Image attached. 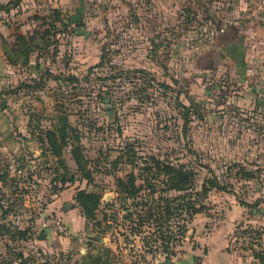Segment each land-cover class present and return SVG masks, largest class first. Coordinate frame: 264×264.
<instances>
[{
	"label": "rangeland",
	"instance_id": "rangeland-1",
	"mask_svg": "<svg viewBox=\"0 0 264 264\" xmlns=\"http://www.w3.org/2000/svg\"><path fill=\"white\" fill-rule=\"evenodd\" d=\"M89 1L84 26L69 24L72 12L52 9L45 16L59 14L51 37L33 40L47 29L34 15L28 34L11 41L26 36L29 62L52 74L25 70L3 81L0 74V261L176 263L233 219L229 247L261 264L252 253L264 250V114L254 103H232L231 76L198 61L224 27L221 3ZM151 156L193 172L192 182L165 191L162 176L152 179L154 170L145 169L154 168ZM212 177L225 189L203 194ZM116 179L149 180L154 192L143 188L122 204ZM81 191L99 205L88 227L71 236L65 215L81 213Z\"/></svg>",
	"mask_w": 264,
	"mask_h": 264
},
{
	"label": "crops",
	"instance_id": "crops-1",
	"mask_svg": "<svg viewBox=\"0 0 264 264\" xmlns=\"http://www.w3.org/2000/svg\"><path fill=\"white\" fill-rule=\"evenodd\" d=\"M0 0V74L6 80L11 74L21 71L33 75L37 72L30 61V68L11 65L6 61L3 41L11 44L16 32L27 35L31 29L30 17L45 16L52 9L72 12L70 25L84 26L81 18L92 8L89 0ZM44 2V4H43ZM225 15L224 27L217 30L206 50L199 56V67L209 69L216 75L231 76L235 94L232 103L237 105L256 104L264 114V23L255 15L249 14V0H219ZM14 3V4H13ZM34 25V24H33ZM34 26H37L34 25ZM32 34V33H29ZM230 70H226V67ZM3 71V72H2ZM2 72V73H1ZM52 73V70L49 69ZM224 72V73H223ZM4 73V74H3ZM224 74V75H225ZM1 81V83H2ZM0 83V84H1ZM65 225L69 235L79 236L86 227L85 218L74 208L65 215ZM233 219L225 225L212 227L205 233L195 247L190 248L177 264H252L248 257H242L229 247L228 230ZM174 263V262H173Z\"/></svg>",
	"mask_w": 264,
	"mask_h": 264
},
{
	"label": "trees",
	"instance_id": "trees-1",
	"mask_svg": "<svg viewBox=\"0 0 264 264\" xmlns=\"http://www.w3.org/2000/svg\"><path fill=\"white\" fill-rule=\"evenodd\" d=\"M14 4V3H13ZM54 20H52V14L49 16H34V20L41 21V26L44 27L46 26V30H38L32 34L33 40L35 37H39L40 39H44L45 37H51L52 35V25L53 22L58 19V12L57 10L54 11ZM68 21H72L71 17H68ZM78 27V26H77ZM74 33L75 35H84V32H81L78 28H74ZM31 40L30 38H28ZM3 50L6 56V61L8 64L11 65H25V67L30 68V62H29V56H30V48H31V43L28 42L26 36L18 35L17 40L11 44L4 42L3 41ZM33 47V46H32ZM36 68L37 72L41 74V76L45 74H52L49 73L47 68H43L42 62L37 61L36 64L34 65ZM40 76V77H41ZM71 76L69 75V78ZM70 80H75L76 78L71 77ZM66 118H62V120H65ZM54 136L52 132V137ZM73 153L76 155L77 151H73ZM153 161L154 168L151 167H146L145 169L147 170H154V172L151 173L152 179H157L160 176H162L161 184L165 187V191H174V192H179L183 191L186 189V187L192 182V176L193 172L187 171L183 168V166H174L168 163H165L164 161H160L156 159L155 157L151 156L150 158ZM249 172H245L244 176L248 177L251 176ZM118 179V178H117ZM117 188H118V195H119V200L123 201L127 199L128 197H133L137 194L140 193L141 189H151L149 194H146V196H151L152 193L154 192V187L155 185L151 184L149 180H145V184L142 185H136V186H130L127 182L117 180ZM132 187V189H130ZM215 188L217 190H224L225 186L221 185L219 181L217 180L216 177L212 178H207L204 180V183L202 185V193L205 194L208 189ZM75 201L77 202L78 206L81 209V215L85 218L86 220V227L89 225L90 220H94V210L98 207L99 205V198L94 197L92 199V195H89L84 192H78L77 195L75 196ZM258 204L250 205L246 204L248 207H253ZM204 210V206H200L199 208L192 207L191 214L195 215L196 213L202 212ZM64 230L66 233H70L69 228L64 225ZM112 251V250H111ZM110 250L106 249V252L109 254L111 253ZM252 257L260 262L261 264H264V250H261L259 252H253ZM108 259V258H106ZM101 260L100 257H97L95 259V264H98V262ZM107 261V260H106ZM4 261L1 260L0 264H3ZM104 264H107V262H104Z\"/></svg>",
	"mask_w": 264,
	"mask_h": 264
},
{
	"label": "built area",
	"instance_id": "built-area-1",
	"mask_svg": "<svg viewBox=\"0 0 264 264\" xmlns=\"http://www.w3.org/2000/svg\"><path fill=\"white\" fill-rule=\"evenodd\" d=\"M50 2L51 1L49 0L47 3L50 4ZM249 2L251 6L247 12L255 15L260 22L264 23V0H249Z\"/></svg>",
	"mask_w": 264,
	"mask_h": 264
},
{
	"label": "water",
	"instance_id": "water-1",
	"mask_svg": "<svg viewBox=\"0 0 264 264\" xmlns=\"http://www.w3.org/2000/svg\"><path fill=\"white\" fill-rule=\"evenodd\" d=\"M157 264H177V263H173V261L170 259H165L161 262H157Z\"/></svg>",
	"mask_w": 264,
	"mask_h": 264
}]
</instances>
